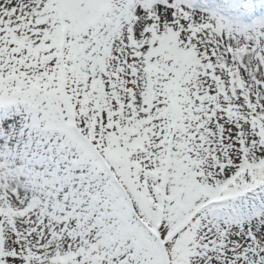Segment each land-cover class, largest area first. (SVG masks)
<instances>
[{"label":"snow or ice","instance_id":"6c2138e0","mask_svg":"<svg viewBox=\"0 0 264 264\" xmlns=\"http://www.w3.org/2000/svg\"><path fill=\"white\" fill-rule=\"evenodd\" d=\"M0 264H264V0H0Z\"/></svg>","mask_w":264,"mask_h":264}]
</instances>
